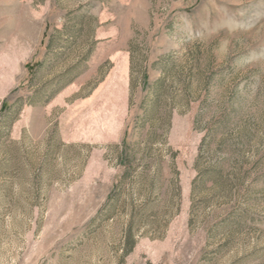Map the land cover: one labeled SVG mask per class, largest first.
Listing matches in <instances>:
<instances>
[{"label":"rangeland","instance_id":"374dc122","mask_svg":"<svg viewBox=\"0 0 264 264\" xmlns=\"http://www.w3.org/2000/svg\"><path fill=\"white\" fill-rule=\"evenodd\" d=\"M221 3L264 7L0 0V264H264V83L181 19Z\"/></svg>","mask_w":264,"mask_h":264},{"label":"clouds","instance_id":"9594fccd","mask_svg":"<svg viewBox=\"0 0 264 264\" xmlns=\"http://www.w3.org/2000/svg\"><path fill=\"white\" fill-rule=\"evenodd\" d=\"M201 12L199 23L187 14L181 18L188 42L212 46L218 57L232 60V73H251L254 82L264 83V7L246 15L227 3L215 9L202 4ZM236 45L242 54L233 59Z\"/></svg>","mask_w":264,"mask_h":264}]
</instances>
